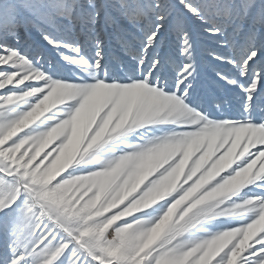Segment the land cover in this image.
I'll list each match as a JSON object with an SVG mask.
<instances>
[{"label": "snow or ice", "instance_id": "1", "mask_svg": "<svg viewBox=\"0 0 264 264\" xmlns=\"http://www.w3.org/2000/svg\"><path fill=\"white\" fill-rule=\"evenodd\" d=\"M0 264H264V0H0Z\"/></svg>", "mask_w": 264, "mask_h": 264}]
</instances>
